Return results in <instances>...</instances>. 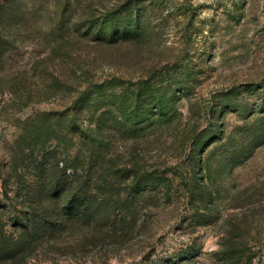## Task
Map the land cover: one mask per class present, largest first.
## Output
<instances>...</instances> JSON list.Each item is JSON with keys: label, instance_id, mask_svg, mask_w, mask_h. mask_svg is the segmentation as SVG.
<instances>
[{"label": "rangeland", "instance_id": "1", "mask_svg": "<svg viewBox=\"0 0 264 264\" xmlns=\"http://www.w3.org/2000/svg\"><path fill=\"white\" fill-rule=\"evenodd\" d=\"M74 162L108 212L8 264H264V0H0L4 216Z\"/></svg>", "mask_w": 264, "mask_h": 264}, {"label": "trees", "instance_id": "2", "mask_svg": "<svg viewBox=\"0 0 264 264\" xmlns=\"http://www.w3.org/2000/svg\"><path fill=\"white\" fill-rule=\"evenodd\" d=\"M114 21V20H112ZM111 21V22H112ZM132 29L125 28L124 32L129 33ZM109 32V39L119 37L121 30L116 26H110L106 29ZM87 97L86 102L89 104L96 101L97 98ZM90 106V105H89ZM96 118L93 120L95 126L90 128L83 124L77 123L76 119L72 118L73 138L82 141V137L86 138L90 143V149L95 154L96 159L105 154V143L100 136L95 135L98 128H101L103 113L94 114ZM98 160H96L97 162ZM58 165L49 164L45 168L40 164V174L34 179L35 184L27 192V205L18 213L8 214L10 211L9 202L5 203L0 198V256L7 259V263L24 253V248L35 241L44 239L48 233H52L60 229V226L68 221H98V217H104L108 212L103 205L104 199L98 192L93 191L92 181L88 169L83 165L71 163L64 165L63 170L58 168ZM67 169H70L66 172ZM135 175V173H134ZM136 179L133 180L135 182ZM154 183L155 179L142 180ZM138 183V182H136ZM3 197L11 201V196L6 188L3 190ZM58 201L60 206L52 207L44 205V201ZM102 203L100 212L97 210ZM97 211V212H96ZM10 225L18 233H13L7 229ZM57 228V229H55ZM234 258V259H233ZM223 264H253V256H227ZM6 261V260H4Z\"/></svg>", "mask_w": 264, "mask_h": 264}]
</instances>
